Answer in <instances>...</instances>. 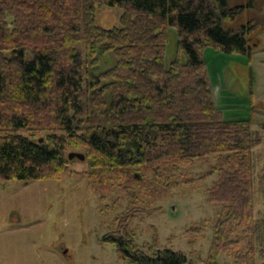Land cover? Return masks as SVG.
<instances>
[{"label":"trees","instance_id":"16d2710c","mask_svg":"<svg viewBox=\"0 0 264 264\" xmlns=\"http://www.w3.org/2000/svg\"><path fill=\"white\" fill-rule=\"evenodd\" d=\"M252 1L231 6L230 0H0V181H58L70 172L67 152L85 149L93 169L89 185L104 202L105 178L118 175L121 184L138 168L153 175L147 196L156 197L176 186L170 184L175 172L195 161L212 162L202 176L217 175L206 191L218 209L206 264H218L222 252L243 260L234 247L240 237L248 239L252 262L257 248L264 257V169L259 221L249 213L250 120L226 121L216 110L202 55L214 47L251 56V26L233 32L224 23L236 20ZM102 6L122 10L120 28L96 25ZM170 29L178 38L177 54L166 69ZM108 53L115 55V65L95 75ZM123 231L119 224L116 236L103 238L122 258L188 264L180 251L133 249ZM131 232L125 233L132 239Z\"/></svg>","mask_w":264,"mask_h":264},{"label":"rangeland","instance_id":"374dc122","mask_svg":"<svg viewBox=\"0 0 264 264\" xmlns=\"http://www.w3.org/2000/svg\"><path fill=\"white\" fill-rule=\"evenodd\" d=\"M248 2L230 0V5ZM121 15L119 8L98 7L95 23L105 30L120 28ZM147 24L150 27L153 22ZM224 26L233 32L246 26L252 29L246 36L250 57L224 54L214 47L205 48L202 55L216 110L226 121L250 120L254 179L249 213L258 222L262 211L260 174L264 169V0H253L236 20L226 21ZM177 40L176 32L170 29L164 57L166 69L177 54ZM100 60L102 64L95 75L113 67L116 57L108 53ZM181 60H187L184 52ZM82 133L78 131L77 135ZM78 151L67 153L82 154L84 159L68 158L70 172L58 181H0V264H135L122 258L115 245L103 242L109 232L116 236L119 224L125 232H135L132 239L129 233L122 232L131 240L133 249L147 254L163 249L180 251L188 264L207 263L218 209L208 201L206 191L217 175L202 176L211 169L212 162L195 161L175 172L170 184L176 182V186L156 197L147 196L153 175L146 172L144 176L138 168L132 169L121 184L117 182L118 175L105 178L108 185L100 192L104 198L101 202V196L89 185L93 169L88 151ZM236 237L228 235L232 241ZM240 238L234 247L243 254V260L222 252L217 263L264 264L259 248L252 262L246 250L248 239Z\"/></svg>","mask_w":264,"mask_h":264},{"label":"water","instance_id":"95a60500","mask_svg":"<svg viewBox=\"0 0 264 264\" xmlns=\"http://www.w3.org/2000/svg\"><path fill=\"white\" fill-rule=\"evenodd\" d=\"M69 159H73V158H78L79 160H83L84 156L82 154H78V153H70L68 155Z\"/></svg>","mask_w":264,"mask_h":264}]
</instances>
